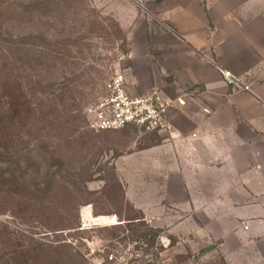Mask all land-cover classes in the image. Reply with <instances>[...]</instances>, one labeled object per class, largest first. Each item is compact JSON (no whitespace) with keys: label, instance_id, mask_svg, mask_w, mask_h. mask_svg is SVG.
<instances>
[{"label":"rangeland","instance_id":"1","mask_svg":"<svg viewBox=\"0 0 264 264\" xmlns=\"http://www.w3.org/2000/svg\"><path fill=\"white\" fill-rule=\"evenodd\" d=\"M199 2L245 8L264 29V0ZM164 9L151 0H0V264H257L251 249L221 256L219 221L188 204L187 186H156L163 178L143 152L166 145L172 129L85 126L84 109L116 74L132 96H181L162 74L161 61L174 60L168 18L177 11ZM255 162L263 189L264 159Z\"/></svg>","mask_w":264,"mask_h":264},{"label":"crops","instance_id":"2","mask_svg":"<svg viewBox=\"0 0 264 264\" xmlns=\"http://www.w3.org/2000/svg\"><path fill=\"white\" fill-rule=\"evenodd\" d=\"M151 1L162 14L167 6L177 9L168 18L175 30L174 60L161 63L170 91L184 101L165 118L173 130L167 144L143 152L151 172L163 178L156 186H187L188 204L202 207L208 223L219 221L221 256L251 249L257 264H264V188L255 162L264 159V29L243 18L242 7ZM217 67L251 92L227 86ZM223 216L232 222L227 230Z\"/></svg>","mask_w":264,"mask_h":264},{"label":"built area","instance_id":"3","mask_svg":"<svg viewBox=\"0 0 264 264\" xmlns=\"http://www.w3.org/2000/svg\"><path fill=\"white\" fill-rule=\"evenodd\" d=\"M217 69L225 84L232 89L250 93L231 72ZM176 104L183 105L180 98H169L160 90L152 89L140 96L130 95L122 75L116 74L104 85V96L84 111L86 127L95 132L116 131L134 126L144 134L163 133L171 130L165 118Z\"/></svg>","mask_w":264,"mask_h":264},{"label":"bare ground","instance_id":"4","mask_svg":"<svg viewBox=\"0 0 264 264\" xmlns=\"http://www.w3.org/2000/svg\"><path fill=\"white\" fill-rule=\"evenodd\" d=\"M82 215H83V217H86V214H85V213H83ZM94 221H98V222H106L107 219L101 217V218H96Z\"/></svg>","mask_w":264,"mask_h":264},{"label":"trees","instance_id":"5","mask_svg":"<svg viewBox=\"0 0 264 264\" xmlns=\"http://www.w3.org/2000/svg\"><path fill=\"white\" fill-rule=\"evenodd\" d=\"M83 120H84V123H85V119H84V115H83ZM85 126H86V124H85ZM87 128V127H86ZM88 129V128H87ZM89 130V129H88Z\"/></svg>","mask_w":264,"mask_h":264}]
</instances>
